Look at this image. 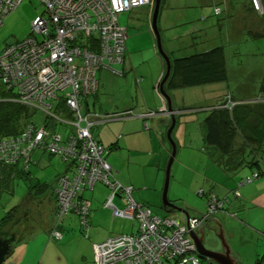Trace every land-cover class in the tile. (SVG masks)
Wrapping results in <instances>:
<instances>
[{
	"label": "crops",
	"instance_id": "crops-1",
	"mask_svg": "<svg viewBox=\"0 0 264 264\" xmlns=\"http://www.w3.org/2000/svg\"><path fill=\"white\" fill-rule=\"evenodd\" d=\"M170 1L164 0L165 4L158 12V28L165 31L190 24L186 34H189L191 39L198 38L199 33L205 34V38L200 40L202 48H189L178 55L203 53L220 47L224 67L230 70L231 78L216 85L185 87L181 85L178 64L172 76L169 72L162 91L160 88L158 90V80L165 72V66L156 52L149 48V57L153 64L149 66L151 70L147 75L148 82L141 86L143 78L138 77L136 71L145 61L133 60L140 59L141 50L127 48V55L122 64L114 67V70L101 69L99 72L105 71L100 74H109L108 83L121 84L117 87L118 93H121L123 85L129 86L130 92L125 91L123 99L120 96L121 102L112 101L115 105L105 110L104 115L107 117L101 116L109 119L93 126L92 138L104 148V160L110 166L116 182L132 188L131 196L135 202L146 204L152 213V208L159 210V213L154 214L163 220L171 221L175 218L183 222L187 216L182 214V211L167 208L162 202L167 165L172 152H175L169 171L168 201L185 210L188 216L200 217L205 215L209 197L226 199L224 210L209 217L201 226V241L208 250L224 253L221 240L216 235L221 227L231 256L234 260L237 259L234 264H264V141L262 144L248 142L245 135L239 134L231 140L230 148L222 152L211 145L207 138V118L212 116V122H219L218 115L212 114L220 108V104L225 103L223 107L232 110L242 103L254 105L264 102V93L260 91L264 85V71L260 74L262 82L257 81L256 85L254 72L243 69L245 62L250 63L253 60L244 61L235 56H244L245 50L249 54L264 52L261 51V48H264V0H261L262 12L253 10L250 0ZM154 6L155 0L151 7H146L149 15H153ZM215 9H219L218 14L214 13ZM171 10L169 14L168 11ZM195 18H200L199 20L205 23L198 27ZM153 37L156 43L154 34ZM216 37H224L227 41H215ZM174 38H177L176 35ZM242 45L255 48H238ZM165 49L170 53L174 48ZM262 63L255 68L264 69V62ZM99 72L98 92L105 85L102 83L104 75L99 77ZM170 76L171 80L168 81ZM122 79L125 81L120 83L119 80ZM169 84L174 87L171 88ZM97 93L85 98V110L88 112L86 114L94 117L101 114ZM151 113L152 116L146 117V114ZM172 118L174 127L171 137L168 138L167 132ZM259 122L255 126H259ZM228 138L229 134H225L222 142H228ZM48 157L40 151L33 152L31 156L30 173L38 182L46 176L44 173H38L39 167L50 166V163L54 165V159L58 158L50 155ZM249 163L252 165L248 166ZM67 169L68 165L64 164L63 171H56L49 186L43 190L38 189L39 192L43 193L49 189L54 194L56 176L68 174ZM253 175L256 179L237 187L239 181L249 179ZM53 194L52 197L49 196V201L53 200V203L44 210L46 222L43 233H31L27 241H23L17 249L12 247L8 257L13 253L14 255L9 259V264H36L37 261L38 264H94L95 244L115 236L137 235L136 219L112 215V207L124 208V198L119 194L112 196L108 187L95 184L92 190L83 192L90 208L88 228L81 231L78 217L74 213L66 214L59 225L61 241H55L49 238L56 221V199ZM116 219L129 222L126 233L113 235L111 228ZM202 260L204 264H216L207 258Z\"/></svg>",
	"mask_w": 264,
	"mask_h": 264
},
{
	"label": "built area",
	"instance_id": "built-area-1",
	"mask_svg": "<svg viewBox=\"0 0 264 264\" xmlns=\"http://www.w3.org/2000/svg\"><path fill=\"white\" fill-rule=\"evenodd\" d=\"M22 1L0 0V17ZM39 1L47 12L46 17H35L31 31L47 37L40 43L32 37L6 47L0 55V82L17 85L25 105L50 116L49 102L59 94L70 116L61 119L55 116L54 120L69 132L62 136L50 134L44 127L29 126L20 139L0 142V162L11 163L19 157L26 158L35 147H46L50 153L71 163L73 174L57 180L58 218L76 207L84 223L88 205L85 200L79 205L73 199L77 193L91 190L97 182L106 185L112 196L119 194L124 198V208L112 207V215L136 219L137 235L115 236L95 245L97 264H201L189 233L203 225L214 212L222 210L224 201L209 197L206 214L201 218H185L181 225L175 220L151 215L133 200L131 187L116 182L104 160L103 147L92 138L91 129L97 122L104 121L103 118L95 120L91 114L83 113L80 104L81 96L97 88L95 73L121 62L124 43L118 14L153 0ZM250 3L253 10L262 12L261 0H250ZM214 13L218 14L219 9ZM50 27L54 30L51 33ZM52 236L60 234L53 231Z\"/></svg>",
	"mask_w": 264,
	"mask_h": 264
},
{
	"label": "trees",
	"instance_id": "trees-1",
	"mask_svg": "<svg viewBox=\"0 0 264 264\" xmlns=\"http://www.w3.org/2000/svg\"><path fill=\"white\" fill-rule=\"evenodd\" d=\"M163 1L164 0H160L159 11L162 8ZM39 3L41 4L40 1H39ZM41 7L43 9L44 15H38V16L46 17L47 12L45 11V8L42 4H41ZM140 7H149V6L144 5V6H139V7L132 8V9L134 10V9H137ZM15 9H13L12 11H8L7 13L3 14L0 17V27L3 23V20L8 15H10ZM130 11H131V9H129L123 13L118 14V16H120L124 13H129ZM87 12L91 15L90 11H87ZM118 16H117V21H118ZM148 18H149V23H150L151 22V16L149 15ZM118 25H119V28H121L119 21H118ZM157 30H158L159 34H160V32L163 31L160 28H158ZM53 31H54L53 27H50L49 33L53 32ZM121 32H122V29H121ZM32 37L35 39V42L40 43V42L44 41L47 36H45V35H34L30 29L29 36L26 39H24L23 41H25L29 38H32ZM160 40H161L162 50L164 52V55L167 57V59L169 60V63H170L171 76L173 74L174 68L176 67V65L178 66V64H179V69H180V73H181V85L182 86H185V87L188 86L189 87V86H203V85H211V84L216 85V84H220L222 82H227L231 78L232 75H230V70L224 67L225 63H224L223 56L221 55V51H220L221 48L220 47L214 48V49L209 50V51H205L203 53H195L194 52L191 55L184 56V55H176L175 53L173 54V52H176L180 48H177V49L174 48L170 53L166 52L165 48H172V47L168 46L167 43L165 45L164 42L162 41L161 37H160ZM23 41L15 44V45H18V44L22 43ZM79 43H81V42H79ZM123 43H124V45H123L124 50H123L122 55H121V62L109 65V66H107V68H101V69L114 70L113 68L115 66H118V65L123 63V61L125 60L126 54H127V48H126V44H125L124 35H123ZM163 45L165 46V48L163 47ZM10 46H12V45H10ZM193 46H194V44H193ZM156 48H157L156 43H154V48H152V49L156 52V55L158 56V58L160 60H162L161 56H160L159 52H157ZM183 49H185V51H186L188 48H183ZM4 50H2V52ZM2 52L0 53V55L2 54ZM98 72H99V70L95 73V80L97 81V88L91 94L81 96L80 104L82 107H83V104L86 100L85 98L87 96H94L98 92L97 91L98 90V79H97V73ZM164 74H165V72H163V74L161 75L160 82L162 81ZM233 75H235V73ZM171 76L169 77L168 81L171 80ZM169 86L171 88L174 87L173 85H170V84H169ZM263 86L260 89V91L262 93H264V87ZM22 95H23L22 91L17 85H13L11 83L10 84H7V83L2 84L0 82V142H2L4 140L20 139L22 134L24 133V130H26L29 126H33L35 129H39L41 127H44L50 134L56 133L55 129L58 125H56L52 131H50L47 128L50 125V122L48 120L52 119L53 121H55L54 120L55 116L60 117V119L61 118H69V116H70V112L67 109V107L65 106V103L63 102V100L59 97V94L56 95V99L49 102L51 107L48 110V112L52 116H50L49 114H46L44 111H42L38 108H34L31 106L25 105L22 102ZM228 95H231V94L228 93ZM224 104L225 103L220 104V106H219L220 108L213 111V114H212V115H218L217 116L218 121H219L218 123L211 121L212 116H209L207 118V122H209V126L207 129V138H208L209 143L211 145L215 146V148L217 150L224 152L225 150H228L230 148L231 140L235 139L237 136H239V134H242V135H245L248 142L250 141V142L257 143V144H262L264 141V114H262L264 112V102L255 103L254 105L242 103L239 106L238 105L235 106V108H233L232 110H229L228 108L223 107ZM258 104H260V106H258ZM35 109L42 111L46 115L47 121H46V123L43 124V126L37 127L34 124V122H31L32 121L31 120L32 112L35 111ZM53 109L57 110L59 114L51 112ZM95 118L96 119H102L101 116H97V115L95 116ZM258 121H260L259 126H255V124ZM56 123H58V122H56ZM57 134H60V133H57ZM225 134H229L228 142L227 141L222 142L223 141L222 139L225 136ZM47 140L49 141V138ZM94 140L97 144L101 145L96 139H94ZM35 151H40V152L46 153L50 156H56L63 163L68 165V169H67L68 174H59L55 178L54 189H53L54 194L53 193L52 194H53L54 198L57 199L55 190L57 188L58 178H60L63 175L71 176L73 174L74 167L72 166L71 163L65 162L63 160V158L60 157L59 155H55V154L50 153L46 147H35L31 150V152L29 153V155L26 158L19 157L18 159H16L14 162H11V163L5 164V163L0 162V192L2 190H8L10 188V186H11L10 184H11L13 178L25 176V175L27 176L28 174L31 175L29 167L32 163L31 162L32 161L31 156H32L33 152H35ZM249 165H252V164L249 163L248 166ZM254 176L255 175H253L251 177L252 179L249 178V179H244V180L239 181L237 184V187L252 182L255 178ZM31 177H32V175H31ZM258 177H259V175L257 176V178ZM28 179H30L31 181H34L33 184L29 188H33L35 186L36 187L38 186L40 190H43L44 188L46 189L49 186L47 184H41L40 182L37 181V178H35V177L28 178ZM95 184H102V183L97 182ZM94 185H93V187H94ZM102 185H104V184H102ZM104 186L107 187L106 185H104ZM93 187H92V189H93ZM84 191H87V189H85ZM84 191L77 193L74 196L73 201L79 202V205L81 204V202L83 200L86 201V203L88 205V210H87V214L85 216V222L84 223L82 222V216L80 217V214L77 212L76 207H73L72 209H70L66 213V214L74 213L78 217L79 224L81 227V231H82V229L84 230V229L88 228V216H89V212H90L89 204H88L87 200L84 199V197H83ZM235 193H236V190L234 191V194ZM222 200L224 201V206H225V203L227 200L226 199H222ZM136 203L139 204L143 209L149 210V208L146 204H142V203H138V202H136ZM25 206H26V200H23L20 204L13 206V207L9 208L8 210H6L3 213V215L0 217V238L14 237V240L12 242H10V245L12 247H14V242L21 241V239L25 238L24 235L28 236L30 234V231H31L30 229L26 230L28 226H26L24 229H23V227H21V225L24 224L25 219L27 218L26 215L25 216L23 215L24 213L25 214L27 213V209H25ZM222 210H224V208ZM222 210H218V211L214 212L211 216H213L214 214H216L217 212L222 211ZM149 212L151 213V215L155 216V214L152 213L151 210H149ZM204 214H206V211ZM65 215L61 216V218L57 217V203H56L55 227L51 231L49 238H51L55 241H57V240L61 241L62 233H61V228L59 227V225H60L61 220L64 218ZM53 231H58L60 236L59 237L52 236ZM98 244H100V243H98ZM98 244H95V245H98ZM197 258H198V256H197ZM199 261H200V259H199ZM93 262H94V264H97L95 259H94V252H93ZM166 264H168V263H166ZM201 264H202V262H201Z\"/></svg>",
	"mask_w": 264,
	"mask_h": 264
},
{
	"label": "rangeland",
	"instance_id": "rangeland-1",
	"mask_svg": "<svg viewBox=\"0 0 264 264\" xmlns=\"http://www.w3.org/2000/svg\"><path fill=\"white\" fill-rule=\"evenodd\" d=\"M173 1L174 0H171L170 2L172 3ZM163 4H165V2L162 3V7H163ZM147 5L151 7L152 2ZM170 12H172V10L168 11L169 14ZM38 15H44L43 9L38 0H24L10 15H8L3 20V23L0 27V53L6 47L10 45H15L23 41L24 39H26L30 34L32 20ZM148 15H149V12H147V8L140 7L134 10L131 9L129 13H124L118 16V21H119L120 27L122 29V33L125 38L126 48H139L141 50V54L139 55L140 59L138 58L135 60L134 58L133 60L135 62H141L142 61L141 59L145 61L143 64L140 65V67H138V70L136 71L138 77L143 78L141 86H144L148 82L147 75L149 74L151 70L149 66L151 67L153 64V60H150V57H149V54H150L149 48H154V37L152 34L151 25L149 23ZM199 19L200 18H195V24L198 27L200 25L202 26L205 23L204 21H201ZM207 22L208 20L206 21V23ZM189 26L190 24L188 26L176 27V28H172L169 30H165L164 32L162 31L160 32L159 37L162 38V41L164 42L165 45L167 43L168 46L172 48H176V49L180 48L179 50L175 52L176 55H178V53L185 52V49L183 48H188V49L189 48H202V44L200 40L202 41L203 38H205V34L199 33L198 38L191 39L189 37V34H186V29ZM157 29H158V25H157ZM174 35H176L177 38L173 39ZM194 35H198V34L194 33ZM215 41H227V40L224 37H216ZM193 43H196V45L193 46ZM220 43L222 44L223 42H220ZM160 44H161V40H160ZM163 47L165 48L164 45ZM161 48H162V44H161ZM238 48H255V46L248 47L247 45H242ZM261 51L263 52L264 48H261ZM226 55H229V54L226 53ZM230 55L233 56V54H230ZM235 56L240 57L244 61L247 59L253 60L250 63L245 62L243 65V69L246 71L254 72L255 75L253 76V78L256 79V85H257V81L261 83L262 77L260 76V74L261 72L264 71V69L255 68V66H259L263 64L262 62H264V52L262 54H258L257 52L249 54L245 50L244 56L242 54H236ZM147 63H150V65H148ZM116 67L117 66H115V68ZM101 72L105 73V71H100L98 74L99 77L100 75H104V77H102V83H105V85L104 87L100 88V91L97 93V96H96L98 97V103L101 106V108H99L101 111V114L97 116H105L104 115L105 110L115 105L112 103V101L118 100V102H121L119 99L120 96L123 99V96L126 94L125 91L126 92L129 91V86L127 87L126 85H123L124 88L122 89L121 93H118L117 87L121 86V84L116 85L113 83L115 85L114 86L113 84L108 83L109 74H100ZM160 79L161 77L158 80V88H157L158 90H159V85L161 84ZM124 81H125L124 79L119 80L120 83ZM90 98L95 99V97H90ZM92 100L93 99H91L90 102H92ZM160 101L162 102V100ZM94 102L97 104L95 100ZM56 111L57 110L53 109L51 112L59 114L58 111L57 112ZM83 112L85 114L87 113L85 110V102L83 104ZM96 114H99V113H96ZM146 115H147L146 117H150L153 115V113L146 114ZM105 117H102L104 121L109 119ZM31 120H32L31 122H34V124L37 127L43 126V124L46 123L47 121L46 115L42 111L37 110V109H35V111L32 112ZM48 121L50 122V125L47 128L50 131H52L56 125H58L55 129L56 133H60L62 134V136H64L69 131L64 126L59 125L52 119ZM166 132L167 131L165 130L164 132L165 139H166ZM176 133L177 131H175V134ZM48 156L49 155L46 154L47 158H49ZM54 158L52 157V159ZM55 163H57L58 165ZM59 164L61 165V167H59ZM64 164L65 163H63L60 159L55 158L54 165L50 163V166L39 167L38 173H44L46 175L45 177L41 178L42 180L40 183L49 185L50 180L52 179L53 175L56 174V171L58 170H60V172L63 171L62 168ZM28 178H32L31 175L28 174L27 176L25 175V176L13 178L10 184L11 185L10 188L8 190H2L0 192V217L9 208L20 204L23 200H26L25 209H27L28 213H26L27 218L25 219V222L23 224V229L26 226H28L26 230L31 229L32 231H30V234L33 233L32 235H34V233L38 231H41L40 233H43L42 230L46 222L44 219V213H45L44 210L46 207L49 208L50 204L53 203V200L49 201V198H50L49 196L52 197V193L49 189L43 193H40L38 190L39 189L38 186L29 188L33 184L34 181H31ZM152 210L154 213L160 212L159 210H156L155 208H152ZM23 215L25 216V213ZM128 223L129 222L127 220L116 219L114 221L113 226L111 225L112 226L111 232L113 233V235L126 233L127 232L126 230L129 228L127 226ZM121 224L123 225L122 227L120 226ZM30 234L28 236L24 235L25 238L21 239V241L14 242V250L17 249L20 246V244L23 243V241H25L30 236ZM31 237L29 238V241ZM13 255L14 253L10 257H8L3 264H9L10 263L9 259H11ZM16 260L18 261V259ZM200 260L202 264H204L203 260L202 259ZM36 264H38V261Z\"/></svg>",
	"mask_w": 264,
	"mask_h": 264
},
{
	"label": "water",
	"instance_id": "water-1",
	"mask_svg": "<svg viewBox=\"0 0 264 264\" xmlns=\"http://www.w3.org/2000/svg\"><path fill=\"white\" fill-rule=\"evenodd\" d=\"M159 4H160V0H155L154 11H153L152 19H151V29H152L153 34L155 35V38H156L157 50L161 56V59L163 61L164 66H165V74H164V77L161 81V84L159 85V88L162 91L163 84L166 81V79L169 75V72H170V63H169V60L167 59V57L163 54V50H162L161 44H160V37H159L158 30H157V16H158V12H159ZM173 127H174V119L172 118V124H171V126L167 132L168 138L171 137L170 135H171V131H172ZM172 146L175 149V146L173 144H172ZM174 155H175V152H172L171 158H170L168 165H167L165 184H164V188H163V192H162V202H163L164 206H166L170 209L182 211V214L189 217L185 210L180 209L177 206H174L167 199V190H168V184H169V171H170V167H171V163H172V159H173ZM219 227H220V224H219ZM189 235H190V238L192 239V241L196 247V254H197L199 259L207 258L216 264H234L237 261V259L234 260L231 256L230 250L225 243L221 227H220L219 234H216V235H218L219 239L221 240L224 253L214 252V251L208 250L204 246L203 242L201 241V238L203 236V231L201 230V227H199L197 232H196V230H192L189 233ZM198 235H199V237H198ZM13 240H14V237L0 238V264H3L5 262V260L7 259V257L11 254L12 246L10 245V242H12Z\"/></svg>",
	"mask_w": 264,
	"mask_h": 264
},
{
	"label": "clouds",
	"instance_id": "clouds-1",
	"mask_svg": "<svg viewBox=\"0 0 264 264\" xmlns=\"http://www.w3.org/2000/svg\"><path fill=\"white\" fill-rule=\"evenodd\" d=\"M153 2H154V0L152 1V3H153ZM202 216H203V215H201L200 217H190V216H189V217H186V218H201ZM174 220L177 221L175 218H174ZM206 220H207V219H206ZM178 221H179V220H178ZM178 221H177V223L181 225L182 222H181V221L178 222ZM205 222H206V221H205ZM200 227H201V226H200ZM198 228H199V227H198ZM198 228H197V229H198ZM197 229H196V230H197Z\"/></svg>",
	"mask_w": 264,
	"mask_h": 264
}]
</instances>
